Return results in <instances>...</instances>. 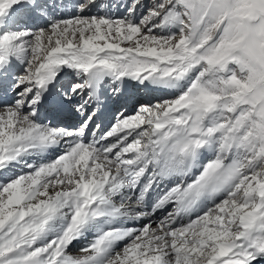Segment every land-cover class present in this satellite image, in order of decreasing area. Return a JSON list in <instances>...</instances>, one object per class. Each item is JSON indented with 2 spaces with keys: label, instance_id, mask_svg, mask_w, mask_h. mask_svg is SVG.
<instances>
[{
  "label": "snow or ice",
  "instance_id": "snow-or-ice-1",
  "mask_svg": "<svg viewBox=\"0 0 264 264\" xmlns=\"http://www.w3.org/2000/svg\"><path fill=\"white\" fill-rule=\"evenodd\" d=\"M94 4L0 0V264H264V0Z\"/></svg>",
  "mask_w": 264,
  "mask_h": 264
},
{
  "label": "bare ground",
  "instance_id": "bare-ground-1",
  "mask_svg": "<svg viewBox=\"0 0 264 264\" xmlns=\"http://www.w3.org/2000/svg\"><path fill=\"white\" fill-rule=\"evenodd\" d=\"M49 4L53 3V0H48ZM56 4L55 10H60V13L67 14L64 11H66V4L64 3V0H54ZM127 0H95V4L100 5V11L105 12L106 14L110 15H120V14H126L123 7H116V5H123L126 3ZM152 0H142V3L144 4H150ZM94 4V5H95ZM101 5L103 7H101ZM93 7V6H92ZM90 7V8H92ZM89 8V9H90ZM88 9V10H89ZM86 12V11H85ZM84 12V13H85ZM140 10H137V14L139 15ZM78 14L77 11H71L70 14ZM31 24H43L44 20L40 16L33 17L30 21ZM66 77H61L60 83H63ZM59 86V85H58ZM172 95L170 90L166 89H158V90H146V89H135L128 87L126 89L122 90V93L119 94V98L117 99L116 95H110L107 105V112L109 114H115L116 111H123L126 114H130L137 103H156L158 100L167 99L170 98ZM11 99V94L5 96L3 89H0V101ZM61 119L65 124H69L73 122L76 119V115L72 112H66ZM58 154V153H56ZM146 221V220H145ZM144 222V221H143ZM141 225L140 221L136 222H130L127 224V226L130 227H139ZM88 239H91V236L88 237ZM88 241L81 239L78 241L73 242V245L69 248V254H72L73 256H78L80 254L72 253L74 246H78L80 243L86 244Z\"/></svg>",
  "mask_w": 264,
  "mask_h": 264
},
{
  "label": "rangeland",
  "instance_id": "rangeland-1",
  "mask_svg": "<svg viewBox=\"0 0 264 264\" xmlns=\"http://www.w3.org/2000/svg\"><path fill=\"white\" fill-rule=\"evenodd\" d=\"M85 0H64V3L66 4V11H64L65 13L67 14H64L63 13H60V10H55V18H58V19H65V18H69L71 16H75L77 14H70L71 11H77L78 9L76 7H74L75 5H79L80 3H84ZM49 3V2H48ZM100 5L99 4H95L92 8H90L89 10H87L84 15L85 16H91V15H97V14H100V15H106L105 12H101L100 11ZM126 14H120V15H111V17L113 19L115 18H122L124 17ZM53 17L52 16H49V15H45L42 17V19L44 20V23L43 24H32L34 27L36 28H39V27H45L46 24L48 23L49 20H51ZM31 21V20H30ZM7 100H11V99H7ZM5 101V100H3ZM3 101H0V103H2ZM138 104H141L140 102L136 104V106ZM135 106V107H136ZM69 113V112H68ZM145 223L147 221H144ZM141 226V225H140ZM139 226V227H140ZM86 244H83V243H80L78 246H74L75 248H73L74 250H72V253H75V254H81L80 253V249L82 247H84ZM72 255V254H71Z\"/></svg>",
  "mask_w": 264,
  "mask_h": 264
}]
</instances>
